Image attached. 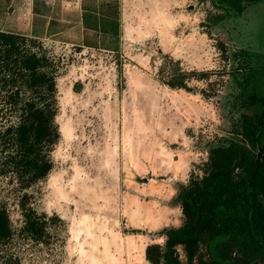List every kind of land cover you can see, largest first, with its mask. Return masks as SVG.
Segmentation results:
<instances>
[{
	"label": "rangeland",
	"instance_id": "obj_1",
	"mask_svg": "<svg viewBox=\"0 0 264 264\" xmlns=\"http://www.w3.org/2000/svg\"><path fill=\"white\" fill-rule=\"evenodd\" d=\"M0 32L60 66L53 167L26 191L47 230L23 231L24 193L0 176V264H150L211 151L242 145L243 117L262 109L264 0H0ZM1 104L0 129L15 120ZM206 245L192 260L178 247L180 261L209 264Z\"/></svg>",
	"mask_w": 264,
	"mask_h": 264
},
{
	"label": "trees",
	"instance_id": "obj_2",
	"mask_svg": "<svg viewBox=\"0 0 264 264\" xmlns=\"http://www.w3.org/2000/svg\"><path fill=\"white\" fill-rule=\"evenodd\" d=\"M59 72L40 41L0 32V103L15 118L0 129V176H11L24 193L23 231L37 241L45 236L46 217L27 207L26 191L53 167ZM257 102L261 111L243 117L242 145L212 150L202 185L193 183L180 194L183 227L168 230L163 247L146 248L150 264H183L178 247L192 260L204 237L209 264L264 263V96L252 98V105ZM10 237V220L0 207V244Z\"/></svg>",
	"mask_w": 264,
	"mask_h": 264
}]
</instances>
